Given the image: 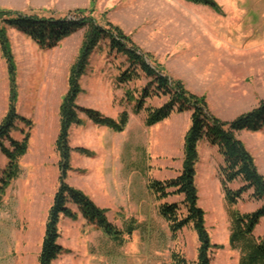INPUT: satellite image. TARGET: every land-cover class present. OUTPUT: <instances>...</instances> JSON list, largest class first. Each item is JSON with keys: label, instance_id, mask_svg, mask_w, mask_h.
I'll return each mask as SVG.
<instances>
[{"label": "rangeland", "instance_id": "1", "mask_svg": "<svg viewBox=\"0 0 264 264\" xmlns=\"http://www.w3.org/2000/svg\"><path fill=\"white\" fill-rule=\"evenodd\" d=\"M217 12L186 0H0V9L53 17H73L76 9L98 23L121 27L174 79L198 95H205L210 111L224 120L258 105L264 98V0H216ZM85 28L61 39L56 46H41L16 28H8L17 66L16 112L10 135L17 141L29 133L27 152L19 158L20 175L4 189L0 204V264H39L48 211L59 186V106L68 88V74L83 41ZM129 66L101 40L88 58L80 78L77 103L118 119L129 115L122 131L96 124L84 113L69 130L71 169L66 181L82 189L106 210L117 227L131 217L137 229L120 243L88 222L61 217L58 242L64 251L54 264H172L173 251L195 264L199 240L192 225L172 234L158 207L178 202L183 195L158 200L148 188L151 179L176 177L182 168L184 135L191 110L173 112L154 125L146 124L147 107H159L168 96H147L141 111L136 100L151 78L139 76L119 84L117 77ZM155 84L150 87L153 91ZM7 64L0 49V122L10 103ZM29 120V123L27 122ZM238 137L254 156L264 175V129L243 130ZM10 147V141H4ZM198 143L196 186L198 205L205 211L213 264H239L240 252L229 244L230 212L258 208L250 192L230 205L220 183L222 156ZM78 148V149H77ZM12 149V148H11ZM9 158L0 148V173ZM241 182H233L238 188ZM73 210L78 211L71 204ZM264 237V221L254 231Z\"/></svg>", "mask_w": 264, "mask_h": 264}, {"label": "trees", "instance_id": "2", "mask_svg": "<svg viewBox=\"0 0 264 264\" xmlns=\"http://www.w3.org/2000/svg\"><path fill=\"white\" fill-rule=\"evenodd\" d=\"M202 4L220 12L221 6L216 0H186ZM16 28L31 37L41 46L52 48L57 43L85 28L82 44L78 55L72 63L68 74V88L59 106V131L55 141L59 153V186L54 194L49 208L45 233L42 241L39 264H54V260L64 251L58 242L60 232L58 224L61 217L76 219L78 212L90 223H95L105 234L122 243L125 235H131L138 224L134 218L127 220L122 228L113 224L106 215V210L99 207L82 189L66 181L71 169L69 130L72 124L80 121L84 113L96 124L107 126L115 131H122L126 126L129 115L123 111L118 119L104 116L96 109L83 107L77 103L81 92L80 78L85 73L88 58L101 40L108 39L111 51H116L126 57L129 66L117 77L119 84L127 83L139 76L140 69L151 81L142 90L136 100L135 110L141 111L147 96H168L159 107H147L146 124L154 125L168 118L173 112L191 110V123L184 135L183 159L180 173L167 180L150 179L148 188L158 200L169 195H183L182 203L186 212L181 211L178 202H164L158 207L159 213L167 221L172 234L176 235L183 228L192 225L198 240V254L195 264H213L210 250L219 247L211 242L210 233L206 226L205 211L198 205V190L196 186V164L198 162V142L206 139L216 146L222 156L220 166V183L225 199L230 205L236 204L243 194L250 192V197L262 204L251 212H240L235 209L230 212L231 229L229 244L232 249L240 252L239 264H264V237L254 233L256 226L264 217V175L258 170L254 156L238 137V132L247 130L258 132L264 129V98L257 106L243 112L231 120H224L213 114L208 106L205 95L189 91L179 79L169 76L160 64L148 61L149 54L133 41L118 25L107 22L98 23L94 18L85 15L84 9H76L73 17H53L40 14H26L10 9H0V49L7 64L10 82V103L6 115L0 122V148L9 158L8 166L0 173V204L4 189L8 183L20 175L19 158L27 152L29 133L21 141L11 137L10 132L15 122L25 120L16 112L17 100V66L8 36V28ZM155 84L153 91L150 87ZM29 123V120H27ZM10 141L7 147L4 141ZM12 148V149H11ZM78 149V148H77ZM240 181L238 188L230 184ZM75 205L78 211L71 207ZM172 264H191L181 252L173 251Z\"/></svg>", "mask_w": 264, "mask_h": 264}, {"label": "crops", "instance_id": "3", "mask_svg": "<svg viewBox=\"0 0 264 264\" xmlns=\"http://www.w3.org/2000/svg\"><path fill=\"white\" fill-rule=\"evenodd\" d=\"M201 141H204V143H205V145H204V150H207V151L210 150V152H212V149H215V150L217 151V153L219 154L218 149H217L216 146H212V145H210L206 139H202V140H200L199 142H201ZM199 142H198V143H199ZM219 155H220V154H219ZM251 200H252V201H255V202H256V206H258V207L262 204V201H257V200H254L253 198H251ZM131 218H132V217H131ZM261 221H264V217L261 219ZM261 221H260V222H261ZM259 225H260V223L258 224V226H259ZM256 229H257V226H256Z\"/></svg>", "mask_w": 264, "mask_h": 264}]
</instances>
